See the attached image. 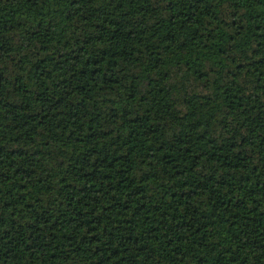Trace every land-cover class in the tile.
Masks as SVG:
<instances>
[{"label": "trees", "instance_id": "16d2710c", "mask_svg": "<svg viewBox=\"0 0 264 264\" xmlns=\"http://www.w3.org/2000/svg\"><path fill=\"white\" fill-rule=\"evenodd\" d=\"M0 264H264V0H0Z\"/></svg>", "mask_w": 264, "mask_h": 264}]
</instances>
